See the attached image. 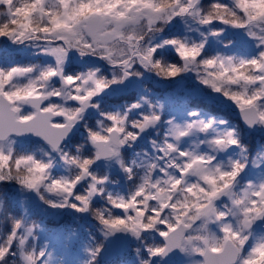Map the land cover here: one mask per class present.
I'll return each instance as SVG.
<instances>
[{
    "label": "snow or ice",
    "instance_id": "obj_1",
    "mask_svg": "<svg viewBox=\"0 0 264 264\" xmlns=\"http://www.w3.org/2000/svg\"><path fill=\"white\" fill-rule=\"evenodd\" d=\"M0 6L7 14V19H0V37L14 43L39 41L41 50L55 58V66L39 72H35L33 65L0 68V145L3 142L10 145L12 137L31 133L42 137L53 150L60 152L61 159L78 170L70 179L51 178V161L14 155L10 146L7 150L0 146V183L14 181L35 191L52 208L88 212L92 197L103 193L99 185L106 179L93 175L90 165L96 159L118 158L123 146H131L140 133L161 120L160 101L153 103L148 96H141L123 113H101L105 122L98 129H87L86 139L94 148L92 157L69 155L60 147L82 119L84 110L90 105L96 107L91 104L93 97L111 84L140 76L138 67L165 79L175 78L192 68L203 85L235 104L248 126H264V0H231V3L213 0L207 6H201V0H52L51 3L49 0H0ZM177 16L191 17L201 26L218 23L243 29L258 42L260 50L250 58L220 53L202 57L207 38L204 33L201 35L205 40L200 43L179 38L154 43V34ZM223 31L224 28H212L207 35L218 37ZM165 44L175 48L182 65L162 63L156 58L157 49ZM70 50L78 51L81 56H98L119 69L122 75L114 73L108 79L98 75V69L65 75L61 66ZM54 77L60 78L61 87H49ZM53 97L60 98L61 102H52ZM67 101L75 105L66 106ZM25 105L33 110L23 112ZM137 109H141L137 117L129 120L128 113ZM189 115L196 117L197 113ZM214 123L192 119L180 125L169 120V130L162 142H152L154 155L146 154L139 164L133 161V167L121 162L129 179L136 175L135 168L143 169L135 191L127 199L107 196L111 207L121 210V214L92 210L105 236L130 232L139 238L142 233L156 231L163 237L160 244L148 246L147 258L140 264H151L153 257L170 253L185 254L187 264H264V242L256 243L245 252L253 224L264 219V182H249L239 192L234 191L247 160L231 162L227 169L214 163L217 150L239 145L233 130L202 141L211 151L197 153L178 147L181 137L193 131L207 132ZM86 178L90 182L86 191L80 193L77 186ZM41 189L59 199H46ZM221 197H227L230 204L217 207L216 201ZM0 210L7 212L2 201ZM233 217L236 226L228 222ZM212 226L218 228V233L212 231ZM33 227L22 229L21 220L13 221L6 243L0 245V262L7 264L8 256L18 255L16 264H43L44 250L37 252L25 247ZM17 240V250L13 251L12 245ZM102 247L101 244L89 250L92 260Z\"/></svg>",
    "mask_w": 264,
    "mask_h": 264
},
{
    "label": "trees",
    "instance_id": "obj_2",
    "mask_svg": "<svg viewBox=\"0 0 264 264\" xmlns=\"http://www.w3.org/2000/svg\"><path fill=\"white\" fill-rule=\"evenodd\" d=\"M49 2L51 3L52 0H49ZM222 2L231 3V0H222ZM211 3H213V0H201V6H207ZM0 13H4L0 15V19H7L6 9L3 6H0ZM192 20L194 23H198L194 19ZM178 21V17H175L173 21L164 24L162 30L154 34L153 42L161 43L166 39L179 38L188 43H200L202 40H205L206 36L205 46L201 54L202 57L214 56L220 53L222 55H232L236 58H250L256 55L260 50L257 47L258 42L254 38H244L241 34L242 32L236 31L237 28L227 29L226 26L217 23L209 26H200L202 30L197 33H188V31L185 32L183 30L182 25H180ZM187 22H189L188 19ZM212 28H224V31L218 37L207 35ZM239 30L245 32L243 29ZM193 32L195 31L193 30ZM201 33H204L205 36H202ZM229 41H231L230 44L228 43ZM31 43L40 42L24 41L22 43H14L7 37H0V67L10 68L13 67V65H27L26 62L28 61L31 65H35L33 62L38 57L32 55L30 50L24 49V46ZM97 58L98 56L91 55L89 58L84 59L86 61L98 63L99 75L109 74L112 70H115L114 72H119L117 68L108 69ZM156 58L166 64H183L175 48L167 44L157 49ZM87 67L89 66H82L76 62H69L66 69L72 71ZM141 74H143V76L137 88L120 94L114 92L103 93L98 96V99L94 98L97 101V109L82 115L80 128L74 133L72 138L61 147L62 151L67 152L69 155L80 156L82 158L93 156V149L86 139L88 134L87 129H98L101 122H105L101 113L115 112L117 109L122 113V110H126V106H130L131 102H138L141 96H148L153 103L160 101L162 107L159 111L161 112V117H164V119L170 114L182 116L189 110H198L206 117L213 119L222 118L225 120L227 124L232 127L234 135H236L239 140L240 145H235L237 151L243 152V149L240 148L242 145L247 147L248 150H251L244 159L241 158L243 161L247 160L245 170L249 172L250 165L253 162L251 157L254 155V151H260L264 148V145H262L264 139L262 135L254 133L251 130H245L241 126L238 119L228 108V106L236 108L232 101L203 85L197 78V71L192 68L171 79H165L163 77L156 79L154 75L144 73L143 71ZM193 81H195L196 84ZM208 93L214 96L215 99L205 95ZM51 100L52 102H61V100ZM47 102L48 101L45 103ZM221 103H225L227 106L224 107ZM73 104V102H66V106L69 107L73 106ZM143 108H146V105H144ZM129 113L130 115L128 118H133V114H135L136 117L138 115L137 110H132ZM160 127V125H157L159 131L156 132L155 128L148 129L143 133V137L132 142L131 146L128 145L124 147L123 152L125 153L127 151L125 154L126 162L124 166L133 167V161H136L137 164L141 163L139 161V156H141L145 150H151L149 138L153 137L155 141L159 142L165 137L163 136L160 138L157 135L161 132L160 129L162 127ZM28 142L37 143L36 141ZM31 153L37 155L33 149ZM104 163L105 162L94 161L89 167V171L93 175L97 177H106V179L102 185H99V187L103 188V193H97L92 197L90 210L88 212H78L71 208H65L63 211L55 210V208L50 207L41 200L39 195L36 196L32 190H27L14 181L0 183V201H2L3 208L7 209L6 213L0 210V245L6 243V237L12 229L14 220L22 221V229L23 227L31 225L33 221L35 227L34 232L30 235L26 234L27 239L25 247L29 249L37 250L41 243L45 245L46 242L49 241L48 244H59V248L65 250L63 243H66L67 240L62 239V233L66 232V234H68L70 231L71 236H74L70 242V244L72 243L71 248H78L80 247L79 245L82 244L92 247L95 245V242L100 245L98 241H104L105 236L102 234L104 230L99 220L92 214V210L98 209L104 211L105 214H107L108 211H111L114 215L121 214V210L111 207L107 200V196L111 195L115 198L117 193L122 192L126 197H129V195L135 191L139 183V176L143 174L142 168H135L136 175L129 179L128 173L124 170V167L106 168L104 167ZM73 170L77 171L76 168ZM85 188L86 183L82 182L77 186V191L84 193L86 191ZM41 194H45L43 193V189H41ZM44 196L46 199H52L47 195ZM54 212L58 213L56 214ZM40 227L43 228V230H39ZM96 239L97 241H95ZM17 247L18 240L13 243L12 250L16 251ZM18 259V255L8 256L6 261L7 264H16ZM96 260L97 259L93 261V264H136L135 256H132L128 250L106 255V257L103 258L100 257L97 262ZM174 262L175 261L172 260L171 264H174ZM178 262L179 260L176 261V263ZM0 264H3V262H0ZM163 264H168V262Z\"/></svg>",
    "mask_w": 264,
    "mask_h": 264
},
{
    "label": "rangeland",
    "instance_id": "obj_3",
    "mask_svg": "<svg viewBox=\"0 0 264 264\" xmlns=\"http://www.w3.org/2000/svg\"><path fill=\"white\" fill-rule=\"evenodd\" d=\"M177 17L179 20L178 22L180 23V25H182V28L185 32L188 31V33H197V32L202 30L200 28L201 25H199L198 23L197 24L194 23V21L190 17H187V16H184V17L177 16ZM187 19L189 20V22H187ZM226 28L231 29L232 27L226 26ZM193 30L195 32H193ZM236 31L242 32L241 34L243 35L244 38H249L246 31L243 32L239 29H236ZM41 47H42L41 42L40 43H31V44L24 46V49L30 50L32 55H35L38 57L33 62L35 64V65H33V66H35V72H39L41 69H43L47 66H55V58L51 54L43 52L41 50ZM69 62H74V59L68 53L63 65L61 66L62 70H63V74H65V75L86 74L89 70H97L99 68L97 62L86 61L83 58V59L77 60L78 64L82 65V66L83 65L89 66V67L69 71L68 69H66ZM26 64L31 65L29 61L26 62ZM13 66H16V65H13ZM0 68H2V67H0ZM4 69H7V68H4ZM136 70L142 72L139 67ZM114 73H116L117 75H121L120 71L119 72L112 71L109 74H104L103 76L108 78V79H111L113 77ZM142 76H143V74H141L140 76L133 75L132 83L126 89H123V90L119 89V87H118L119 83L118 82L111 84V85H109V87L105 88L101 93H99L97 96L93 97V99L94 98L98 99V96H100L103 93H113L114 92V93L120 94V93H123L124 91L127 92L128 90H132L134 88H137L138 83L140 82V79ZM21 82H23V81H21ZM61 86H62V83H61V80L59 77H54L52 79V81L49 82L50 88H52V87L59 88ZM51 99L60 100V98H56V97H53ZM93 99H92L91 104L96 105V107L91 106V109L93 111H95L97 109V101L95 99L94 100ZM67 102H73V101H67ZM136 102L137 101H133V102H131V104L136 103ZM73 103H74L73 104V106H74L75 102H73ZM126 107H127V109L122 110V113L128 110L129 106H126ZM140 110L141 109H137V112H139ZM22 111L23 112H30L32 110L30 107L25 105V106H23ZM115 112H120V111L117 109V111H115ZM191 112L192 111L187 112V114L185 116H181L180 118L179 117L177 118V116L175 114H173V115L170 114L165 119H164V117L163 118L161 117V119H163V120H160L157 123V125H160L162 128L160 127L161 132H160V134H157V135L160 138L165 136L164 133H166L169 130V124H168L169 120H173L175 123L180 124V125H184L186 122H188L192 119H200V120H203L205 122L209 121V118L205 117L203 113L197 112L198 113L197 116L192 117L189 115V113H191ZM160 114H161V112H160ZM129 115H130V113H128V116ZM134 118H136L135 114H133V118H129V120L134 119ZM210 120L214 121L215 123L212 125L211 128H209L207 130V132L193 131L190 134H188L184 137H181V139L177 142L179 149L180 150L194 151L197 153L211 151L208 144L202 143V141L210 140L215 135L220 134V133H222L228 129L232 130V128L224 120H222V119L220 120V118L210 119ZM220 121H224V123H220ZM157 125H155L153 127H149L148 129H154L155 128L156 129L155 132L159 131V128L157 129ZM251 131H253L254 133L262 135V137L264 139V126L257 125L254 129H251ZM144 132L145 131L140 133L138 138L143 137ZM157 133H159V132H157ZM163 139H161L159 142H162ZM11 140H12V143L10 145L8 144V142H3L2 145H0V146H2L5 150H7L8 147L10 146L13 149L14 155H31L35 159L41 160L43 162L51 161V166L49 168V173H50L51 178H62L63 177V178H69L70 179L74 175L77 174L78 170L77 171L73 170L75 167H72V165H69L68 163H66L65 160L60 159V155H61L60 152L59 153L58 152L52 153V151L45 144H43V143H29L28 141H26L22 138H19V137H15V136L12 137ZM153 141H155L154 138L150 137L149 138V144H150L151 150L147 149L143 152V154H141V156H139L140 162L143 161L146 154H149V155L155 154V151L153 148V143H152ZM239 145H237V146H239ZM262 145H264V142L262 143ZM126 146H128V145H125L121 148L120 155L118 158L117 157L110 158L109 160H107L104 163V167H106V168L118 167L119 168V167H122L121 162L123 163V165H125L124 164L126 162L125 161V158H126L125 154L127 153V151L124 153L123 149ZM240 148L243 149V152L242 151L238 152L235 145L229 146L228 148H225V149L217 150L216 151L217 153H215L216 158H215L214 163L219 164L224 169H227L230 167L231 162H234L237 160L243 161L241 158H239V156L245 158L247 153H249L251 150H248L247 147H244V145H242V147H240ZM250 148H253V147H250ZM32 149L36 152L37 155L31 153ZM221 154H223V155H221ZM93 155H94V151H93ZM251 158L253 161H255V163L252 162V164L250 165L251 171H249V172L246 171L245 170L246 167H245L240 172V174L237 177V182L234 185V189H233L234 191L239 192L244 187H246L249 182L256 183V184L264 182V169H262V167H264V148L261 149L260 151L259 150L254 151V155H252ZM130 160H131V158H130ZM89 182H90L89 178H86L83 181V183H86L85 189H87ZM80 183H82V182H80ZM33 192L36 194V196H38V194L35 191H33ZM43 193H45L43 195H47L52 199H59L54 194L47 193L44 189H43ZM120 197H123L125 199L128 198L122 192H119L116 195V198H120ZM224 204H230V201L228 200L227 197H221L220 199H218L216 201L217 207H223ZM64 209L65 208H62V209L61 208H55V210H62V211ZM54 213L57 214L58 212H54ZM262 220H263L262 222L264 223V219H262ZM228 222H231V223H233V226H236V218H234V217L229 218ZM31 225H34L33 221L31 222ZM34 228L35 227H33L32 232H34ZM39 230H43V228L40 227ZM212 231L218 233L219 230L216 226H212ZM250 231H251V235L249 236V240H248L247 244L245 245V252H247L256 243L264 242V224L262 225V227H256L254 224ZM70 232H68V234H66V232L62 233V235H63L62 239L67 240L66 243H63V245L65 246V250L60 249L59 244H54V245L48 244L49 241L46 242L45 245H43L42 243L40 244V247H38V249L36 251L37 252H39L40 250L45 251V257L43 258V264H89L90 261H92L91 264H93L94 260H92L91 253L89 250L94 249L99 244L95 242L94 243L95 245L92 247H89L87 245L82 244V245H79L80 247H78V248H76V247H75V249L71 248L72 243L70 244V242L74 236H71ZM124 233L126 235V242H125L124 247L119 252H121L123 250H128L129 253L132 254V256H135L136 264H140V261L142 259L147 258L148 246H155V245L160 244L162 242V237L156 231L142 233L139 238H137L136 236H134L130 232H124ZM102 234L105 236L104 232H102ZM108 237L109 236H105L104 241H102V242L98 241L100 243V245L102 244L104 246ZM160 239H161V241H160ZM95 241H97V239ZM137 249H139V253H137ZM100 257L101 258L106 257V254H104L102 252V249H101L100 253L96 256V259H97L96 262L98 261V259ZM175 260H179V262L176 263ZM160 261H161V258L153 257L151 259V264H163ZM173 261H175L174 264H187L188 257L183 253H179L178 256H174ZM169 264H171V262Z\"/></svg>",
    "mask_w": 264,
    "mask_h": 264
},
{
    "label": "water",
    "instance_id": "obj_4",
    "mask_svg": "<svg viewBox=\"0 0 264 264\" xmlns=\"http://www.w3.org/2000/svg\"><path fill=\"white\" fill-rule=\"evenodd\" d=\"M69 53L74 56L75 60H78L80 57H89L90 56V55L81 56L79 54V52L76 51V50H70ZM109 66L113 67L112 65H109ZM156 76H157V74H156ZM131 81H132V76L127 77L124 80L120 81L118 86L121 89L126 88L131 83ZM28 106L31 107L30 105H28ZM89 108H90V106L88 108H86L84 110V112L89 110ZM231 111L235 113L236 117L238 118V120L240 121V123L243 125V127L245 129H252V128L255 127V126L250 127L244 122V120L242 119V117L239 114V109L238 108L237 109H231ZM79 125H80V122L78 121L77 124L74 126L72 132L69 133L68 137H66L62 141L61 145H63L66 141H68L73 136L74 132L79 128ZM17 137H20V138H23V139H28V140L42 141L45 144H47L49 147H51L42 137L36 136L34 134H31V133H25V134H22V135H18ZM53 151H56V150H53ZM105 159H108V158H100V159H96V160L97 161H103ZM259 221L260 220H257L256 222H259ZM125 241H126V235H125L124 232H116L114 234L109 235L108 240H107L105 246L103 247V253L109 254V253L119 252L123 248V246L125 244ZM171 255L172 254L170 253L168 256L161 257V258L162 259H167Z\"/></svg>",
    "mask_w": 264,
    "mask_h": 264
},
{
    "label": "clouds",
    "instance_id": "obj_5",
    "mask_svg": "<svg viewBox=\"0 0 264 264\" xmlns=\"http://www.w3.org/2000/svg\"><path fill=\"white\" fill-rule=\"evenodd\" d=\"M112 6H114V5H111V6L110 5H105V7H112ZM97 10H99V9H97Z\"/></svg>",
    "mask_w": 264,
    "mask_h": 264
},
{
    "label": "flooded vegetation",
    "instance_id": "obj_6",
    "mask_svg": "<svg viewBox=\"0 0 264 264\" xmlns=\"http://www.w3.org/2000/svg\"><path fill=\"white\" fill-rule=\"evenodd\" d=\"M99 59V58H98Z\"/></svg>",
    "mask_w": 264,
    "mask_h": 264
}]
</instances>
